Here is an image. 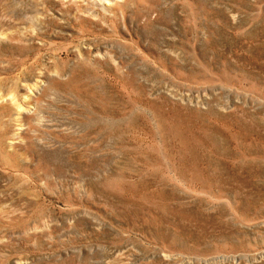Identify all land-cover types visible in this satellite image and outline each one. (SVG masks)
Here are the masks:
<instances>
[{"label": "rangeland", "instance_id": "374dc122", "mask_svg": "<svg viewBox=\"0 0 264 264\" xmlns=\"http://www.w3.org/2000/svg\"><path fill=\"white\" fill-rule=\"evenodd\" d=\"M0 264H264V0H0Z\"/></svg>", "mask_w": 264, "mask_h": 264}]
</instances>
